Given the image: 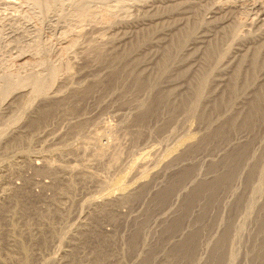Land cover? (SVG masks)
Masks as SVG:
<instances>
[{"label":"rangeland","instance_id":"obj_1","mask_svg":"<svg viewBox=\"0 0 264 264\" xmlns=\"http://www.w3.org/2000/svg\"><path fill=\"white\" fill-rule=\"evenodd\" d=\"M112 1L58 30L0 0V264H264V0H124L122 20ZM47 52L50 91L17 86Z\"/></svg>","mask_w":264,"mask_h":264},{"label":"bare ground","instance_id":"obj_2","mask_svg":"<svg viewBox=\"0 0 264 264\" xmlns=\"http://www.w3.org/2000/svg\"><path fill=\"white\" fill-rule=\"evenodd\" d=\"M15 1V0H14ZM34 2V4L35 5H37V6H39V7H45V9H47L46 10V12H48V11H56L57 13H56V15H57V19H56V17H55V19H56V21H57V23H58V25H57V28H58V30L59 29H61V28H63L66 24H70V25H67V26H71V23H67V22H72V20H73V22L76 24V26H78L77 25V20H82V18H83V20H86L87 22L89 21V22H91V21H94L95 19H94V17H95V12L96 11H94L93 9H92V7H91V1L92 0H72L73 1V5L72 6H70L71 8L67 11V9L64 7V6H62V3H63V1L62 0H33ZM100 2H109V0H99ZM112 1V0H111ZM114 1H116L115 3H117V6H118V10H119V13H117V15L119 14V16L118 17H120V19L122 18H124L125 16H127V11H128V9L129 8H131L132 6H128L127 4L125 5V3H124V0H114ZM114 1H112V2H114ZM94 2H95V0H94ZM222 2V1H221ZM235 3H237V2H235ZM241 4H235L237 7L239 6V9L240 8H248L249 6H244V5H242V2H240ZM244 3H245V1H244ZM65 4V3H64ZM135 4V3H134ZM133 4V5H134ZM136 4H138V3H136ZM130 5V4H129ZM152 5V4H151ZM223 5V7H224V5L225 4H222ZM221 5V6H222ZM227 5V4H226ZM228 5H229V3H228ZM227 5V6H228ZM255 5V4H254ZM250 5V9L252 8V13L254 14H256V15H258V17H260V18H262L261 16H263L264 15V7L262 6L263 4H261V5ZM66 6V5H65ZM139 6V5H138ZM173 6V5H172ZM220 6V5H219ZM220 6V7H221ZM61 7V8H60ZM222 7V8H223ZM228 7H230V6H228ZM232 7H233V5H232ZM58 8L59 9H61V12H59V14H58ZM103 8V7H102ZM133 8V7H132ZM143 8V7H142ZM214 8V7H213ZM225 8V7H224ZM66 9V10H65ZM133 9H136L137 10V8H133ZM139 9V8H138ZM219 9V8H218ZM218 9H215V10H217L218 11ZM226 9V8H225ZM225 9H223L224 11H225ZM231 9V11H232V8H229V10ZM130 10V9H129ZM132 10V9H131ZM140 10H143V9H140ZM139 10V11H140ZM221 10V9H220ZM234 10V9H233ZM238 10V9H237ZM236 10V11H237ZM241 10V9H240ZM244 10V9H243ZM249 10V9H248ZM216 11V12H217ZM223 11V12H224ZM230 11V12H231ZM242 11V10H241ZM240 11V12H241ZM245 11V10H244ZM226 12H229V11H226ZM238 12V11H237ZM250 11H248L247 12V14L248 13H251ZM61 13V14H60ZM115 13V12H114ZM212 13H214V9H213V12ZM225 13V12H224ZM242 13V12H241ZM244 13H246V12H244ZM113 14V13H112ZM255 14H254V17L253 18H256L255 17ZM59 15V16H58ZM249 15V14H248ZM54 16V15H53ZM72 16V17H71ZM73 16L75 17V18H73ZM104 17H106V18H108L109 19V14H106V16L105 15H103ZM111 16V15H110ZM113 16H115V15H113ZM250 16V15H249ZM253 16V15H252ZM118 17H115V18H117L118 19ZM212 17V16H211ZM217 17V16H216ZM257 17V21H259L258 19H260V18H258ZM264 17V16H263ZM162 18V17H161ZM252 18V20H254ZM54 19V20H55ZM107 19V20H108ZM121 19V20H122ZM249 19V18H248ZM50 20H52V19H50ZM106 20V21H107ZM120 20V21H121ZM125 20H126V18H125ZM246 20V19H245ZM244 20V21H245ZM251 19H250V23H251V21H252ZM260 20H262V19H260ZM264 20V19H263ZM49 21V20H48ZM124 21V20H123ZM129 21V20H128ZM241 21H243V19H241ZM243 21V22H244ZM77 22V23H76ZM80 22V21H79ZM249 22V21H248ZM80 23H82L83 24V22H80ZM79 23V24H80ZM92 23V22H91ZM102 23V22H101ZM129 23V22H128ZM245 23H247V22H245ZM253 23V22H252ZM75 24H73V25H75ZM82 24H81V26H82ZM85 24V23H84ZM86 24H88V23H86ZM104 24V23H103ZM247 24H249V23H247ZM93 25H95V24H93ZM100 25V24H99ZM98 25V26H99ZM250 25V24H249ZM13 26V25H12ZM75 26V27H76ZM96 26V25H95ZM244 26V25H243ZM50 27V26H49ZM100 28H101V25L99 26ZM102 27H104L103 25H102ZM51 28V27H50ZM56 28V27H55ZM66 28V27H65ZM64 28V29H65ZM78 28H79V26H78ZM94 28V27H93ZM1 29V28H0ZM67 29H68V27H67ZM75 29V28H74ZM98 27H97V29H95L96 30V32L98 33ZM103 29V28H102ZM105 29H110V28H105ZM233 30H234V28H233ZM11 31H12V29H11ZM18 30L16 29V31L14 30V35H13V38L14 39H16L15 41H17V42H19L18 41V38H20V37H24V35H23V33H21L20 32V30H19V32H17ZM62 31H65V30H62ZM77 31V30H76ZM75 31V32H76ZM104 31V30H103ZM103 31H102V33H103ZM106 31V30H105ZM109 31V30H108ZM13 32V31H12ZM12 32H10L11 34H13ZM68 32V31H67ZM66 32V33H67ZM78 32V31H77ZM94 32V31H93ZM234 32V31H233ZM9 33V34H10ZM99 33H100V29H99ZM232 33V32H231ZM74 34V33H73ZM78 34V33H77ZM77 34H74V35H69V36H67V37H65L63 40H62V42H64V44H61V46H63V47H61L62 49H60V50H58V52H57V56H61L62 55V57L63 56H67V55H65V53L66 52H68L69 53V51H67V49L68 50H71V49H69L70 48V46L71 45H74L75 44V46H76V44H78L79 43V41H78V43H75L76 41H77V39L81 36L80 34V36L79 35H77ZM93 34H95V32L93 33ZM27 35V34H26ZM68 35V34H67ZM100 35V34H99ZM231 35V34H230ZM79 36V37H78ZM32 37V36H31ZM96 37H97V35H96ZM227 37V36H226ZM234 37V33H233V35H232V38ZM102 38V37H101ZM27 39V38H26ZM29 39V38H28ZM91 39V38H90ZM95 39V38H94ZM20 40H21V38H20ZM25 40V39H24ZM96 40V39H95ZM99 41H100V39H98ZM219 40V39H218ZM22 41V40H21ZM20 41V42H21ZM81 43V42H80ZM83 43V42H82ZM81 43V44H82ZM88 43V42H87ZM227 43V42H226ZM32 45V44H31ZM25 46H27V45H23V44H21L20 46H18L19 48H20V50H23V49H26L27 47H25ZM78 46V45H77ZM16 47V46H15ZM29 48H30V45L28 46ZM33 47V46H32ZM39 47V46H38ZM69 47V48H68ZM17 48V47H16ZM28 48V49H29ZM32 49H35V50H37L35 47L34 48H32ZM258 49H259V47H258ZM19 50V49H18ZM19 50V51H20ZM27 50V49H26ZM25 51V50H24ZM26 52V51H25ZM33 52V51H32ZM46 52V51H45ZM223 52V51H222ZM27 53V52H26ZM44 53V52H43ZM50 53V52H49ZM48 52L47 53H45L44 55H45V57L44 58H41L40 60H38V61H40V63H44L45 65H43V66H45V67H43L44 69V71H45V73L44 74H46V75H44L45 77H41V74H40V76L38 75L39 73H36V72H34V71H30V73H28L27 72V74L25 75V73H24V76H22V74H21V76H22V78L20 77V72H17V73H14V72H9V73H6L5 74V76H3L4 77V79H3V84H2V87H3V90H9V88H11L12 86H13V84H15V83H17V79H19V83L17 84V86L19 85H28V86H30V87H32V89H33V92L34 93H45V92H47L50 88H51V85L53 84V82L55 81V79L57 78L56 77V75H57V73H59V67L55 64V63H53L52 61H50L49 60V56H50V54H49ZM30 54V53H29ZM49 54V55H48ZM64 54V55H63ZM67 54V53H66ZM31 55H33V54H31ZM56 55V54H55ZM221 55V54H220ZM258 55V50H257V52L253 55V56H257ZM35 56V55H34ZM33 56V57H34ZM52 56V55H51ZM54 56V55H53ZM68 56H69V54H68ZM243 57V56H242ZM246 57V56H245ZM31 58V57H30ZM35 58V57H34ZM57 58V57H56ZM61 58V57H60ZM254 58V57H253ZM55 59V58H54ZM57 59H59V58H57ZM221 59V58H220ZM30 59H29V57L27 56V54H23V53H21L20 52V55H19V57L17 58V64L19 65V66H22V65H24V64H26L27 62L29 63L30 61H29ZM33 60V59H32ZM61 60V59H60ZM64 60H65V58H64ZM256 60V59H255ZM6 61V60H5ZM38 61L36 62V60H33V62L35 63H38ZM252 61V60H251ZM41 64V65H42ZM67 64V63H66ZM253 64V63H252ZM251 64V65H252ZM35 67V66H34ZM41 70V69H40ZM34 72V73H33ZM38 72H40V71H38ZM18 75H19V77L20 78H17L16 79V77H18ZM42 75V76H43ZM13 78H15L17 81H15ZM205 79V80H204ZM203 79V83L206 81V79L207 78H204ZM14 80V81H13ZM12 85V86H11ZM202 86V85H201ZM201 86H199V87H201ZM14 89H15V86H14ZM197 90V89H196ZM202 90V89H201ZM201 90H198L197 91V93H196V97H197V99H199V98H201L200 96V92H201ZM2 91V90H1ZM11 91V90H10ZM9 91V92H10ZM50 91V90H49ZM32 92V93H33ZM43 93V94H44ZM4 95V94H3ZM33 96V95H32ZM195 97V98H196ZM196 100V99H195ZM198 101V100H197ZM29 102V101H28ZM195 103H196V101H195ZM194 103V105H192V109H194V106L197 104H195ZM57 105V104H56ZM48 108V107H47ZM197 109V108H196ZM254 109V108H253ZM20 110V109H19ZM255 110H257V108L255 109ZM194 111V110H193ZM43 113V112H42ZM256 113V112H255ZM51 115V111L49 110V109H47V110H45V112L41 115V118H39V119H37V121H35V125H33L34 123H32V127H33V129L34 130H37L38 128H40L41 127V124H42V121H43V118H47L48 116H50ZM40 116V115H39ZM251 116H253L252 114H251ZM251 118H249V120H250ZM249 124V123H248ZM252 126V125H251ZM219 130V129H218ZM223 130V129H222ZM218 134V133H217ZM223 135H224V133H223ZM227 135V134H226ZM225 136V135H224ZM195 137V136H194ZM187 142V141H186ZM115 160V159H114ZM260 171V170H259ZM263 171V170H262ZM264 172V171H263ZM126 176V175H125ZM230 177V176H229ZM224 178V179H219V181H218V183H221V184H219V187L220 186H223L226 182H228L229 181V179L230 178ZM264 177V176H263ZM263 179V178H262ZM116 182V184H115V186H113V188L110 190V191H108L107 193H112V192H114L113 190H115L116 188H117V190H119L123 185L122 184H120V183H123V182H120V180H118V181H115ZM120 182V183H119ZM173 184V183H172ZM120 185V186H119ZM122 185V186H121ZM66 186L67 187H69L70 189L73 187V184L71 183V182H68L67 184H66ZM119 188H118V187ZM126 186V185H125ZM172 186H174V184L172 185ZM123 188H124V186H123ZM205 188V187H204ZM213 189H214V187H212ZM106 193V194H107ZM103 194V193H102ZM110 195V194H109ZM198 195V194H197ZM164 196L165 195H161V200H164L163 198H164ZM100 197V196H99ZM166 201V200H165ZM101 205V204H100ZM97 206V205H96ZM102 206V205H101ZM98 209H99V206L97 207ZM101 212H102V210H101ZM168 230L170 229L169 227L167 228ZM166 229V230H167ZM167 230V231H168ZM47 238V237H46ZM47 240V239H46ZM44 241V240H43ZM193 241V240H192ZM101 243H102V241H101ZM191 244V243H190ZM189 244V245H190ZM187 245H188V243H187ZM219 245V244H218ZM192 246V245H191ZM217 246V245H216ZM218 247V246H217ZM222 248H224V247H222ZM177 251L179 252V254L184 258L185 256H186V252H187V250H186V247L184 246L183 248H179L178 247V249H177ZM217 254V253H216ZM216 257V256H215ZM28 258V257H27ZM149 258H151V256H148V259L145 261V262H143L142 264H148V261H149ZM26 259V258H25ZM23 264V263H22ZM25 264V263H24ZM178 264V263H177Z\"/></svg>","mask_w":264,"mask_h":264}]
</instances>
